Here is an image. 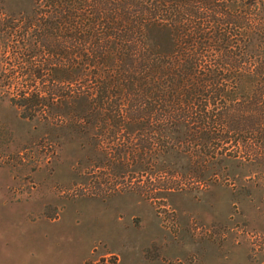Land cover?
Returning a JSON list of instances; mask_svg holds the SVG:
<instances>
[{"label":"trees","instance_id":"16d2710c","mask_svg":"<svg viewBox=\"0 0 264 264\" xmlns=\"http://www.w3.org/2000/svg\"><path fill=\"white\" fill-rule=\"evenodd\" d=\"M31 1L0 5V61L24 75L0 93L23 118L117 157L119 175L148 151L170 191L188 179L171 158L200 177L225 159L264 169V0Z\"/></svg>","mask_w":264,"mask_h":264},{"label":"rangeland","instance_id":"374dc122","mask_svg":"<svg viewBox=\"0 0 264 264\" xmlns=\"http://www.w3.org/2000/svg\"><path fill=\"white\" fill-rule=\"evenodd\" d=\"M31 2L0 5L8 15ZM8 78L24 79L10 54L0 61ZM4 96L0 264H264V169L225 159L200 177L188 159L171 158L190 180L172 178L170 191L155 175L166 163L154 168L150 152L141 171L128 154L119 175L117 157L81 152L67 131L23 118Z\"/></svg>","mask_w":264,"mask_h":264}]
</instances>
